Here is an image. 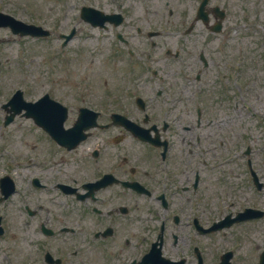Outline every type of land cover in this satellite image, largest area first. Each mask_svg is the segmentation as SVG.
<instances>
[{
	"label": "flooded vegetation",
	"instance_id": "obj_1",
	"mask_svg": "<svg viewBox=\"0 0 264 264\" xmlns=\"http://www.w3.org/2000/svg\"><path fill=\"white\" fill-rule=\"evenodd\" d=\"M159 2L125 0L108 10L121 21L108 25L94 26L93 12L89 24L114 29L120 46L110 50V80L101 93L85 86L56 96L67 114L54 106L47 115L62 128L1 105L0 128L18 117L28 123L12 129L13 144L0 130V264H218L228 251L232 264H264L259 218L236 233L241 222L202 233L199 217H191L220 213L206 199L213 184L237 193L241 162L219 161L226 155L219 149L233 141L226 120L236 117L218 101L214 111L212 103L194 107L193 77L203 83L223 63L211 20L197 52L190 48V1ZM147 25L149 37L131 47L130 38L143 37ZM94 113L100 124L84 128ZM77 121L80 128L72 129ZM21 129L26 146L19 150L12 133Z\"/></svg>",
	"mask_w": 264,
	"mask_h": 264
},
{
	"label": "rangeland",
	"instance_id": "obj_2",
	"mask_svg": "<svg viewBox=\"0 0 264 264\" xmlns=\"http://www.w3.org/2000/svg\"><path fill=\"white\" fill-rule=\"evenodd\" d=\"M90 1L0 0L1 9L25 21L44 23L47 26L57 23L59 27H56V30H66L72 26L77 28L76 37L68 45L74 54L77 53L74 59L72 55L63 56L57 51V39H50L48 42L25 38L8 44L4 42L0 48L1 101L6 99L18 86L27 87L28 95L34 96L45 89L48 81L57 79L59 94L61 90H71V86L79 80L96 81L108 78L106 64L103 59L102 61L97 58L92 60L94 57L92 50L97 48V42L101 40L100 48H108L109 37L97 40V37L101 38V32L91 29L78 17L79 5ZM96 1L106 3L109 0ZM161 1L163 0H152V3L156 5ZM171 1L175 5L178 4V0ZM199 1L190 0V13L193 10L194 14ZM214 1L221 4L227 11L226 24L235 38L230 39L229 42L233 43L234 49L236 47L242 49V66L240 63L237 64L242 78L236 82L232 78L230 82L219 83L208 76L206 83L202 84L201 91L195 94V97L197 96L196 99L202 98L205 104L211 105L212 103L213 111L216 109L213 104L218 101L225 105L226 111L237 113L236 119L226 120V122L236 127L237 140L242 145L241 149L244 150L247 145H251L250 155L264 168V0ZM193 18H190V23ZM56 30L54 37L57 36ZM0 33L3 36L5 34L4 31ZM204 38L205 29L197 23L190 34V48H196L199 51ZM78 52H80L79 55ZM198 88L194 86L196 91ZM93 89L95 90L96 86ZM26 124L21 127L26 128ZM23 130L12 133L13 137L17 134L16 143L19 150L25 149L26 146H21V140L25 138L22 136ZM11 132L12 130L7 133V140L10 143L13 141L10 136ZM243 179L238 177L236 180L243 181ZM215 186H218L220 190L225 188L221 183L211 186L209 194L213 203L216 195V190L213 189ZM253 191L252 187H246L243 182L240 190L243 204H255L261 207L264 205V188L258 192V195ZM249 199L252 200L249 201ZM263 222L264 220L259 221L260 224ZM245 240L246 248L250 242L246 238ZM244 256L248 255L244 254Z\"/></svg>",
	"mask_w": 264,
	"mask_h": 264
},
{
	"label": "water",
	"instance_id": "obj_3",
	"mask_svg": "<svg viewBox=\"0 0 264 264\" xmlns=\"http://www.w3.org/2000/svg\"><path fill=\"white\" fill-rule=\"evenodd\" d=\"M205 3V2H204ZM204 3H203V5H204ZM10 17V16H9ZM11 19H12V17H10ZM13 20H14V18H13ZM16 21V20H15ZM19 24H21V27L20 28H23L24 27V25L26 26V27H24V30L26 31V32H28V31H30V30H34L33 28H34V26L33 25H27V24H25V23H23V22H21V21H17Z\"/></svg>",
	"mask_w": 264,
	"mask_h": 264
}]
</instances>
